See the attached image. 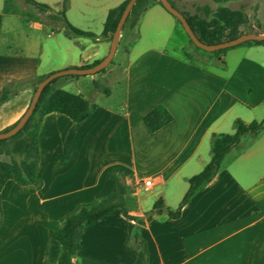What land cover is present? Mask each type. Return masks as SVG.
I'll return each mask as SVG.
<instances>
[{
  "label": "crops",
  "instance_id": "0c3cea01",
  "mask_svg": "<svg viewBox=\"0 0 264 264\" xmlns=\"http://www.w3.org/2000/svg\"><path fill=\"white\" fill-rule=\"evenodd\" d=\"M35 1L51 11L0 0V93L9 82L101 62L111 45L101 37L107 13L125 0H69L67 22L95 37L64 31L55 17L62 0ZM173 1L192 2L193 14L217 7L209 0ZM224 6L243 10L248 29L264 34L259 17L264 0ZM135 19L127 34L121 32L103 73L58 81L59 89L82 95L96 108L79 123L59 113L42 118L40 187L10 180L1 190L0 264H57L61 245L52 232L108 197L119 177L127 214L143 221L138 233L147 264H264V130L241 137L178 218L167 213L178 209L189 179L210 162L212 135L233 134L236 120H264V46L229 48L219 66L193 50L160 5ZM94 81L108 82L109 94L97 92ZM32 96V87L24 85L0 103V133L17 123ZM159 105L172 121L151 133L143 117ZM146 180L152 181L148 191L139 187ZM157 201L163 207L153 211ZM136 227L119 209L101 218L82 231L73 264H135L130 240Z\"/></svg>",
  "mask_w": 264,
  "mask_h": 264
},
{
  "label": "trees",
  "instance_id": "16d2710c",
  "mask_svg": "<svg viewBox=\"0 0 264 264\" xmlns=\"http://www.w3.org/2000/svg\"><path fill=\"white\" fill-rule=\"evenodd\" d=\"M20 1L26 7L39 13L51 11L49 6L38 3L35 0ZM209 1L217 5L214 10L205 6L201 12L195 14H188L184 11H179L185 17L191 30L200 42L206 45H216L234 40L246 33H254L252 29H248V18L243 10H232L224 6L228 2L237 0ZM127 2L128 0H125L118 6L108 11L101 37L108 38L111 41L116 25ZM152 4H158L161 6L159 0H138L129 17L131 15H134V17L140 16ZM171 5L174 7L172 3ZM68 7L69 0H62L61 9L55 14V17L63 21L65 27L64 31L72 36L95 37L94 34L81 31L67 22L65 13L67 12ZM127 21L128 19L123 25L121 32L125 29ZM176 21L181 26L180 22L178 20ZM188 41L194 51L206 54L209 56L210 60L215 62L216 65L223 66V61L220 59V56L224 55L228 49L208 53L194 46L189 38ZM246 44L264 46V41L246 42L241 45ZM186 57L191 58V55L186 53ZM104 71L105 69L100 73H103ZM64 77L75 78L78 76ZM44 78L45 77H36L23 81H13L7 83L5 88L0 93V103L6 101L13 93V89H18L20 86L29 85L32 87L34 93L35 88ZM61 78L53 80L44 88L32 116L23 129L9 139L0 140V157H9L8 161L0 160V223L1 190L7 181L11 180L20 186H34L36 188H39L41 185L37 179V167L39 164L38 132L42 118L50 113H59L68 117L73 122L79 123L89 118L96 108L94 103L85 99L82 95L69 93L59 89L57 87V83L61 80ZM92 85L97 92L105 95L109 94V89L104 87L101 82L94 81ZM171 121L172 116L161 105L153 108L143 117V123L147 130L151 133L158 131ZM234 129L235 132L233 134L212 135L210 141V162L205 166L202 172L189 179L188 190L178 209L173 212L167 210L170 218H178L181 208L189 201V199L204 184L210 182L214 178L220 167L221 161L231 151V149L240 142V139L244 134L250 133L252 135H257L264 130V120L260 122H252L250 124H245L241 120H236L234 122ZM125 196V183L124 180L119 177L114 181L112 190L108 197L103 199L96 206L82 208L76 216L66 220L62 229L53 231V238L61 245V254L57 264H73V258L80 246L82 231L86 227L111 214L117 209H119L125 217L134 220L137 224L130 240V246L137 253V260L135 264H147L146 247L144 241L141 240L138 233V226L142 225L143 221L139 218H133L127 214L125 209ZM162 207L163 205L161 201H157L153 207V211Z\"/></svg>",
  "mask_w": 264,
  "mask_h": 264
},
{
  "label": "water",
  "instance_id": "95a60500",
  "mask_svg": "<svg viewBox=\"0 0 264 264\" xmlns=\"http://www.w3.org/2000/svg\"><path fill=\"white\" fill-rule=\"evenodd\" d=\"M137 1L138 0H128L121 14V17L116 25L115 31L112 35L111 45H110V49H109L107 56L101 62L97 63L96 65L92 67L80 68V69L71 68L67 70L54 72L46 76L35 88L31 102L27 110L25 111V113L21 116V118L17 121V123L12 128L7 130L6 132L0 133V140L9 139L23 129V127L26 125V123L32 116L44 88L48 86L53 80L64 77V76L95 75V74L100 73L111 63L116 53L118 44H119L120 34L123 28V25L128 19ZM159 2L166 12H168L172 17H174L176 20L180 22L182 28L184 29L186 35L188 36L190 41L193 43V45L202 51L213 53L219 50L229 49V48L241 45L246 42L264 41V34L246 33L231 41L223 42V43L216 44V45H206L198 40V38L195 36L193 31L191 30L189 24L187 23L185 17L178 10H176L168 0H159Z\"/></svg>",
  "mask_w": 264,
  "mask_h": 264
},
{
  "label": "rangeland",
  "instance_id": "374dc122",
  "mask_svg": "<svg viewBox=\"0 0 264 264\" xmlns=\"http://www.w3.org/2000/svg\"><path fill=\"white\" fill-rule=\"evenodd\" d=\"M23 8H28V7H26L20 0H16ZM76 1H78L79 2V4L81 3V1L82 0H76ZM171 1V3L175 6V7H180V9L182 10V11H184L185 13H188V14H193L194 13V8H193V6H192V2H188V3H185L186 5H180V3H178V2H176V1H173V0H170ZM29 10H31L32 11V9L31 8H28ZM248 13L251 15V14H253V12L252 11H250V10H248ZM259 17H260V20H261V23H262V25H263V21H264V6L262 7V9H261V11H260V14H259ZM41 21H44L42 18H41ZM136 23H137V20L135 19V17H134V15L132 16H130L129 18H128V21H127V23H126V25H125V34H127V30L129 31V29L130 28H133L135 25H136ZM123 44V41L121 42V45ZM190 44V43H189ZM191 46V45H190ZM200 53V52H199ZM200 54H202V53H200ZM111 67V66H110ZM109 67V68H110ZM63 78H66V77H62L61 79H63ZM84 78H88V77H84ZM108 83V82H107ZM107 83H104L103 84V86L104 87H106V88H108L109 89V85H105V84H107ZM58 84V83H57ZM0 160H9V157H4V156H1L0 157Z\"/></svg>",
  "mask_w": 264,
  "mask_h": 264
},
{
  "label": "built area",
  "instance_id": "2783aa9c",
  "mask_svg": "<svg viewBox=\"0 0 264 264\" xmlns=\"http://www.w3.org/2000/svg\"><path fill=\"white\" fill-rule=\"evenodd\" d=\"M152 186V181L151 180H146L143 181L139 187L144 190V191H148L150 189V187Z\"/></svg>",
  "mask_w": 264,
  "mask_h": 264
}]
</instances>
